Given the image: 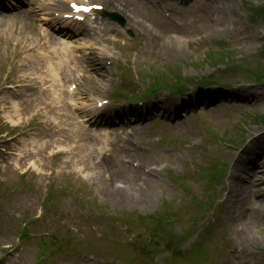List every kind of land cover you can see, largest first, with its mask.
<instances>
[{
	"label": "rangeland",
	"instance_id": "rangeland-1",
	"mask_svg": "<svg viewBox=\"0 0 264 264\" xmlns=\"http://www.w3.org/2000/svg\"><path fill=\"white\" fill-rule=\"evenodd\" d=\"M166 9L178 16L174 39L143 42L137 28L126 21L120 27L123 38L118 43L96 46L107 50V69L94 75L84 67L78 76L85 75L74 85L77 88L71 97L78 106L89 108L98 100L108 99V104L112 103L108 112H113L114 105L134 101L123 100L124 91L134 96L139 90L142 96L155 75L163 82H172L178 74L185 77L191 89L186 93L190 94L176 95L181 92L165 87L153 100L160 98L163 102L156 104L157 115L166 108H186L179 109L183 117L177 130L180 133L163 126L161 129L156 119L149 123L144 119L139 127H151L140 132L127 122L107 121L101 115L87 121L84 114H78L81 122L72 127L54 96L38 95L36 86L44 89L50 83L41 84L46 52L22 51L32 47L31 41L37 38L33 26H24L26 37L16 34L17 21L13 27H0V264H75L78 253L82 259L89 254L93 264H151L138 257L144 253L140 246L149 247L153 242L151 237L168 246L163 241L171 244L184 238L193 226L200 230L204 222L212 220L217 204L222 213L231 207L223 189L231 177L247 180L250 197L255 194L259 200L264 194V156L258 157L261 168L250 170L238 164L249 142L264 133V88L257 92L258 100L252 106L245 97L225 96L209 103V93L221 84L230 86L227 92L221 87L223 93L249 85L264 87L260 84L264 77V16L250 12L256 9L264 15V0H174ZM128 30L134 31L135 37ZM176 40L174 49L164 45ZM72 44L85 50L83 39ZM97 51L100 55L101 50ZM125 76L139 83L127 81ZM200 82L216 84L204 87ZM32 84L36 86L30 87ZM137 107L140 113L148 111ZM149 109L155 107L150 105ZM90 127L96 131H90ZM101 127L106 129H102L104 142L91 146V137L99 135ZM130 131L132 142L125 146L121 137ZM116 138L122 147L121 161L114 154L117 150H109L113 147L108 145L109 140ZM259 140L264 148V136ZM98 147H103L101 152ZM254 153L261 150L256 148ZM199 168L212 173L221 168L225 172L210 182L211 192H207V181L199 176ZM108 181L130 193L124 204H115L109 196L110 186L105 187ZM146 181L151 200L144 205L133 195ZM51 193L61 197L52 202L47 198ZM26 196L38 199V204L34 206ZM80 198L85 200L83 204ZM201 202L210 204L209 209L202 208ZM250 210L239 224L242 227H234L231 222L232 228L225 222L229 216L223 214V225L216 224L213 235L203 240L197 231L185 240L183 248L189 249L197 241L203 245L210 259L201 264H264V219ZM78 212L83 215L74 219ZM156 212L174 221L167 223L163 234L151 218ZM35 216L42 218L31 228L32 236L21 238V222ZM77 229L87 239L68 246L52 247L42 236L50 232L70 235ZM146 254L152 255L150 248ZM162 260L161 255L156 259Z\"/></svg>",
	"mask_w": 264,
	"mask_h": 264
},
{
	"label": "bare ground",
	"instance_id": "bare-ground-1",
	"mask_svg": "<svg viewBox=\"0 0 264 264\" xmlns=\"http://www.w3.org/2000/svg\"><path fill=\"white\" fill-rule=\"evenodd\" d=\"M105 4L107 5V8H112L115 5H118L122 7L123 12L128 15V17L134 22V24L139 27L141 30H143L148 36H152L154 30L151 27H148L145 25L143 21L139 19L141 14L144 11L151 10L152 6L149 2V0H104ZM104 32L107 31V28L105 27L103 29ZM84 34H87V38L89 39H97L96 35L93 36L89 32V30H86ZM115 36L114 37H108L105 36L104 34L100 35V40H105V41H118L122 37V33L119 29H117L114 32ZM171 38V37H167ZM87 39L84 40L86 42ZM46 43L43 44L45 46ZM176 45L171 44L169 45V48L174 49ZM64 50H69L67 48L61 47ZM96 48H91L89 54L85 56V61L88 62L89 64H94L96 61H98L97 58V52L94 50ZM103 52H105V49H103ZM175 52V51H174ZM106 54V53H104ZM69 60H74V58H70ZM54 81H57L54 79ZM249 91V90H248ZM255 100L257 99L256 97L254 98ZM81 109V108H80ZM152 113V111H151ZM70 115H72L71 111L69 112ZM263 135L260 134L259 137H262ZM252 144H254V150L251 152L252 153V159L248 160L245 159V161H241L240 165L243 167H248L250 170L256 166L257 168L263 167L262 164H259L260 161L258 160L260 156H258L256 152V148H259L261 151H263V147H260L261 141L256 142V140L252 141ZM44 179V177H42ZM149 181V180H148ZM232 183H234L235 189L234 191L230 192L228 190V200L231 202L232 206L235 208V213L232 215L231 221L233 222L234 227H238L240 222L244 220V215H245V208L250 207L252 212H255L256 215L259 216V218L262 220L264 219V211L262 208H264V195H261L259 200H256L255 198H250L248 194L246 193V183L247 180L245 178H240L235 180L234 177H231V180L228 184V189L232 188ZM110 186L108 189L107 187ZM105 187L107 188L108 194L110 197H112L115 201V204H124L127 200V195L130 193L125 192L122 189H119L116 187V184H113L112 182H106ZM117 188L116 189H114ZM140 189L138 190L136 195H133L135 198L139 199L144 205H147L149 200H151V195L148 194L149 191V182H145L142 186H139Z\"/></svg>",
	"mask_w": 264,
	"mask_h": 264
},
{
	"label": "snow or ice",
	"instance_id": "snow-or-ice-1",
	"mask_svg": "<svg viewBox=\"0 0 264 264\" xmlns=\"http://www.w3.org/2000/svg\"><path fill=\"white\" fill-rule=\"evenodd\" d=\"M94 7H100L99 5H83V4H77L75 2H73L71 4V8L76 10L77 12H90L92 10V8Z\"/></svg>",
	"mask_w": 264,
	"mask_h": 264
}]
</instances>
